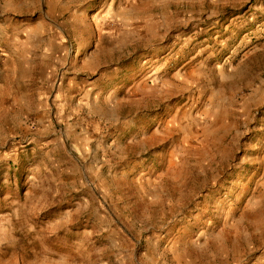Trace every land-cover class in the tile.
Segmentation results:
<instances>
[{"label": "rangeland", "instance_id": "obj_1", "mask_svg": "<svg viewBox=\"0 0 264 264\" xmlns=\"http://www.w3.org/2000/svg\"><path fill=\"white\" fill-rule=\"evenodd\" d=\"M0 264H264V0H0Z\"/></svg>", "mask_w": 264, "mask_h": 264}]
</instances>
